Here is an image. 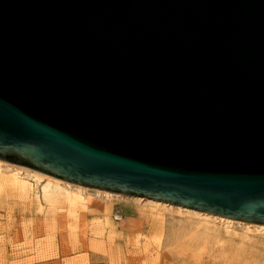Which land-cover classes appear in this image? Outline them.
Returning <instances> with one entry per match:
<instances>
[{"label": "water", "instance_id": "obj_1", "mask_svg": "<svg viewBox=\"0 0 264 264\" xmlns=\"http://www.w3.org/2000/svg\"><path fill=\"white\" fill-rule=\"evenodd\" d=\"M0 159L264 224V0H0Z\"/></svg>", "mask_w": 264, "mask_h": 264}, {"label": "rangeland", "instance_id": "obj_2", "mask_svg": "<svg viewBox=\"0 0 264 264\" xmlns=\"http://www.w3.org/2000/svg\"><path fill=\"white\" fill-rule=\"evenodd\" d=\"M14 193L0 189V264H264L263 233L211 223L210 236L197 218L155 211L132 198H112L108 209L79 205L76 213L63 201L37 205Z\"/></svg>", "mask_w": 264, "mask_h": 264}, {"label": "bare ground", "instance_id": "obj_3", "mask_svg": "<svg viewBox=\"0 0 264 264\" xmlns=\"http://www.w3.org/2000/svg\"><path fill=\"white\" fill-rule=\"evenodd\" d=\"M3 188L15 191V193L17 192L20 195H22V197L25 200H28V201H31V202H35L37 205H39L41 200H44L50 206L55 205L59 201H63L65 203H68V205H70L73 208V210L75 208V210H74L75 212L77 211V207L79 205H84L85 206L86 204H94L96 206H100V207L103 206V208L108 209V207H106L104 204L106 202H108L112 198H117V199L118 198H121V199L122 198H124V199H129L130 198L131 199L132 198L133 200H137L139 203L147 206L148 208L150 207L151 209H154V210L155 209L156 210L161 209L162 211L163 210L164 211L173 210V211H176L178 213H181L182 215L183 214L189 215V217L191 216L190 218H192V217L197 218V219H199V221L205 222L203 224H205L204 227L207 230L208 229H212L208 225L209 224L211 225V223H213L214 226L217 225V226L223 227L227 231H230V232L235 230L236 227H240L243 230V232H245V233L259 232V233H263L264 234V224H257V223H251V222H247V221L232 219V218H229V217H224V216H221V215H217V214L209 213V212H206V211H201V210H197V209H194V208L182 206V205H179V204H173V203H170V202H167V201L153 199V198H149V197L137 196V195H129V194H124V193L104 190V189H100V188L89 187V186H85V185H82V184L70 182V181L55 177L53 175L44 173V172L36 170V169H32L30 167L14 164V163L5 161L3 159H0V189L3 190ZM14 196L16 197L17 195L15 194ZM98 200L99 201L103 200L105 202H101V201L99 202ZM118 200H120V199H118ZM28 203H30V202H28ZM32 204H34V203H32ZM40 205H43V204H40ZM30 206H31V204H30ZM41 208H43V207H41ZM62 208H64V207H62ZM67 208L69 209V207H67ZM49 209H50V207H49ZM54 209L57 210V211L59 210V209H56V208H54ZM37 210H38V208H37ZM161 210H159V211H161ZM42 211H40V212H42ZM46 211L48 212L49 210H46ZM60 211H61V209L58 211V213ZM61 212L63 213V211H61ZM68 212H70V210ZM64 213H65V211H64ZM76 213H75V215H76ZM48 214H46V216ZM53 214H55V213H53ZM53 214H51V215H53ZM173 214H175V213H173ZM59 215H62V214L59 213ZM67 215L68 214H66V216ZM166 215H168V214H166ZM69 217L71 218L72 216L69 215ZM162 217L163 216H161V218ZM155 218H156V214H155ZM194 222L197 223V221H194ZM191 224H190V226H191ZM196 225H195V227H198ZM202 225H201V227H202ZM214 226L212 225L213 228L216 227V226L215 227ZM193 227H194V225H193ZM217 230H218V228H217ZM211 231H213V229ZM220 231H221V229H220ZM208 232H209V230L207 231V234H208ZM197 233L199 234V232H197ZM201 233H202V231H201ZM198 234H196V235H198ZM214 234H216V233H214ZM235 234H236V232H235ZM203 235H204V233H203ZM209 235H210V232H209ZM243 235H245V234H243ZM205 236H207V235L205 234ZM210 236H212V235H210ZM246 236H249V235L246 234ZM237 237H238V235H237ZM201 238H203V237L201 236ZM208 238L210 239V237H208ZM244 238H247V237H244ZM252 239H253V242H254V238H252ZM252 239H250V240H252ZM215 240H216V242L218 241L217 239H215ZM232 240H235V239H232ZM207 241H211V240H207ZM246 241H247V239H246ZM219 243L222 244L221 241ZM219 243H218V245H219ZM207 244H206V247L208 248L209 246H207ZM240 251L241 250H239V252ZM235 252H237V251H235Z\"/></svg>", "mask_w": 264, "mask_h": 264}]
</instances>
